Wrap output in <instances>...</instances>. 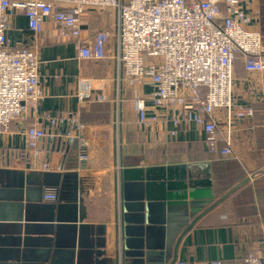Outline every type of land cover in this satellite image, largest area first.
<instances>
[{"label":"crops","instance_id":"obj_1","mask_svg":"<svg viewBox=\"0 0 264 264\" xmlns=\"http://www.w3.org/2000/svg\"><path fill=\"white\" fill-rule=\"evenodd\" d=\"M263 1L256 0L258 31L264 46ZM10 25L8 39L12 47L32 42L23 15L11 16ZM116 25L114 12L86 13L81 18L83 39L91 42L97 31L115 32ZM34 45L38 49L43 98L37 115H30L26 124L37 119L35 122L44 128L48 116H76L85 129L77 144L58 140L41 143L38 161L52 168L43 172L34 166L33 154L20 135L25 123L11 124L8 132L0 135V173L9 174L0 175L1 190L9 189L12 176H21L26 188L32 193L39 191L43 201V195L49 192L58 197L55 183L59 175L75 173L76 251L81 260L90 258L103 241L104 258L111 259L116 254L117 209L122 203L120 172L125 168L162 170L173 182L200 183L202 186L197 184L195 189L202 193L200 200L207 206L231 191L184 235L177 260L195 264L233 261L260 248L259 226L264 222V81L246 76L252 83V100H257L253 103L254 117L235 126L234 153L223 157L206 150L204 135L193 124L180 125L173 138L163 130L172 129L170 124H160L155 132L136 124L130 94L120 89L117 81L115 37L106 47L107 61L101 63L79 59L76 45L56 38L47 27ZM236 73L244 75L240 67ZM83 80H90L93 87L88 104L77 98ZM143 91L149 94L152 89L145 85ZM99 97L102 101H97ZM81 151L88 156L84 163L78 157ZM1 213L2 222H9L5 220L13 209L6 206Z\"/></svg>","mask_w":264,"mask_h":264},{"label":"built area","instance_id":"obj_2","mask_svg":"<svg viewBox=\"0 0 264 264\" xmlns=\"http://www.w3.org/2000/svg\"><path fill=\"white\" fill-rule=\"evenodd\" d=\"M89 12H114L116 31H97L91 42L83 39L81 18ZM14 15L27 21L33 36L27 46L14 48L9 43ZM258 21L256 0H0V135L17 121L25 123L20 135L34 166L43 172L52 171L38 161L44 140L81 139L85 126L76 116H48L44 128L37 119L26 124L30 115H37L43 98L34 44L47 27L56 38L76 45L79 59L96 63L107 61L106 47L115 37L117 81L130 94L136 124L150 132L170 124L172 129L163 130L172 138L180 125L193 124L203 133L210 154L230 156L235 126L254 117L257 100H252V83L246 76L264 81ZM238 67L245 76H238ZM145 85L151 93L143 91ZM92 97L91 81H81L79 102L88 104ZM78 157L81 162L88 159L83 151ZM42 199L55 202L57 196L49 192ZM259 240L258 250L237 260L206 264H264V222Z\"/></svg>","mask_w":264,"mask_h":264},{"label":"water","instance_id":"obj_3","mask_svg":"<svg viewBox=\"0 0 264 264\" xmlns=\"http://www.w3.org/2000/svg\"><path fill=\"white\" fill-rule=\"evenodd\" d=\"M12 177L9 189L0 188V264H174L184 235L231 193L207 206L194 180L180 184L162 170L122 169L115 257L104 258L102 241L95 257L81 260L74 227L77 175L58 176L52 204L44 203L39 191L30 192L21 176ZM6 206L13 214L2 222Z\"/></svg>","mask_w":264,"mask_h":264},{"label":"trees","instance_id":"obj_4","mask_svg":"<svg viewBox=\"0 0 264 264\" xmlns=\"http://www.w3.org/2000/svg\"><path fill=\"white\" fill-rule=\"evenodd\" d=\"M263 10H264V1H263Z\"/></svg>","mask_w":264,"mask_h":264}]
</instances>
